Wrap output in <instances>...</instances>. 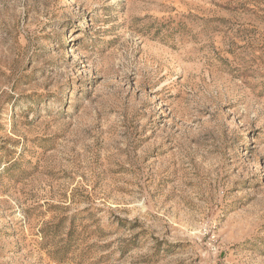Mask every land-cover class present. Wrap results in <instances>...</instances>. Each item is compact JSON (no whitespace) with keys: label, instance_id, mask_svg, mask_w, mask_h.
Listing matches in <instances>:
<instances>
[{"label":"rangeland","instance_id":"1","mask_svg":"<svg viewBox=\"0 0 264 264\" xmlns=\"http://www.w3.org/2000/svg\"><path fill=\"white\" fill-rule=\"evenodd\" d=\"M0 264H264V0H0Z\"/></svg>","mask_w":264,"mask_h":264}]
</instances>
